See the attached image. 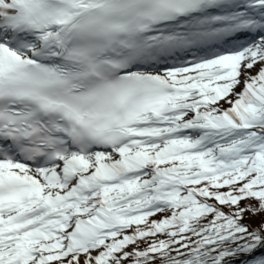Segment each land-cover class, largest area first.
Returning a JSON list of instances; mask_svg holds the SVG:
<instances>
[{"label":"snow or ice","instance_id":"6c2138e0","mask_svg":"<svg viewBox=\"0 0 264 264\" xmlns=\"http://www.w3.org/2000/svg\"><path fill=\"white\" fill-rule=\"evenodd\" d=\"M0 264H264V0H0Z\"/></svg>","mask_w":264,"mask_h":264},{"label":"trees","instance_id":"16d2710c","mask_svg":"<svg viewBox=\"0 0 264 264\" xmlns=\"http://www.w3.org/2000/svg\"><path fill=\"white\" fill-rule=\"evenodd\" d=\"M249 222L253 223V224L258 223L259 222V217H255L252 220H250Z\"/></svg>","mask_w":264,"mask_h":264}]
</instances>
